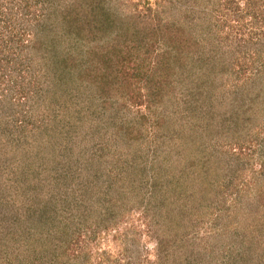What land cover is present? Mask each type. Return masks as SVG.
Returning <instances> with one entry per match:
<instances>
[{
  "label": "rangeland",
  "instance_id": "1",
  "mask_svg": "<svg viewBox=\"0 0 264 264\" xmlns=\"http://www.w3.org/2000/svg\"><path fill=\"white\" fill-rule=\"evenodd\" d=\"M60 1L65 7L67 0ZM189 2L183 24L205 21L204 34L195 36L198 53L249 52L244 63L250 65L252 52L264 48L257 41L264 24L252 19L263 13V0H210L199 14ZM105 6L121 24L147 21L130 51L139 55L142 70L153 71L169 44L154 25L174 23L179 8L166 0H105ZM224 7L227 23L220 20ZM253 8L262 12L253 14ZM17 74H10L13 83L0 84V264L13 258L17 234L19 245L30 247L69 235L74 245L86 246L85 264H264V101L249 102L259 92L264 97L258 81L227 74L208 91L202 80L172 87L162 80V96L151 103L146 83L127 76L118 78L125 83L110 95L89 84L79 97L67 88L58 99L54 93H61L63 79L30 86ZM21 87L32 93L14 101ZM73 103L90 116L77 122L64 108ZM51 108L58 110L54 120L60 125L78 123L76 135L56 136L58 122L27 125L46 120ZM112 120L140 124L139 138L117 140ZM204 167L208 179L200 187L195 177ZM64 169L70 171L65 175ZM18 222L21 231L13 227Z\"/></svg>",
  "mask_w": 264,
  "mask_h": 264
},
{
  "label": "trees",
  "instance_id": "2",
  "mask_svg": "<svg viewBox=\"0 0 264 264\" xmlns=\"http://www.w3.org/2000/svg\"><path fill=\"white\" fill-rule=\"evenodd\" d=\"M166 1L171 6L179 8L180 16L176 18V21L173 20L174 23L158 20L155 24L157 27L154 25L153 32L162 34V38L165 37L169 44L164 45L166 51L163 48L165 51L163 55L157 56L162 57V59L157 62L153 72L152 70H142L139 55L137 56L135 52L130 51V48L135 45L134 38L140 43V36L144 35L147 25L144 18H136V23H133L134 20L132 19L133 22L126 20L121 24L119 18L111 17V13L106 11L105 0H67L65 7L61 6L60 0H0V84L6 82L5 84L9 85L10 82L13 83L10 74L15 70L18 71V81L26 82L30 86L42 84L40 79L43 80V84L44 82L53 83L63 79L61 81L63 83L59 84L61 85L59 89H62L61 93H54L58 99H62L67 88L72 91L71 97H79V92L82 93L81 87L84 86L86 89L89 84L92 85L91 87H95L97 94L105 95L108 93L110 95L112 91L117 92L119 86L122 85L121 83L124 82L118 81L121 76L123 80L129 77L146 83L145 88L151 96H148L147 100L152 103L154 102L152 97L159 99L162 96L163 91L160 85L162 80L170 81L171 87L175 83L179 85L181 82L194 83L195 81L196 83V80H202L209 91L208 88L213 86L215 81L220 82L228 79L227 74L229 78L232 76L235 78V75L242 73L247 74V78H245L247 81H258L260 91L264 95V48L252 52L253 55L248 60L250 65L244 63L247 61L249 52L236 50L229 52L224 49L219 54L211 53L205 57L204 52L198 53V50H195L199 48V40L195 39V36L203 35L205 31L204 19L199 20L196 26L195 24L185 26L182 21L187 15L186 9L187 2L190 3L189 0ZM206 1L210 0H192L193 4L190 7L199 14L204 8L202 7L203 3ZM218 3H220L219 0ZM221 11L220 16L225 17V20L223 18L220 20L227 23V16L230 12L225 13L227 12L225 7ZM256 11H263V15L260 14L257 18H252L253 21H259L260 25L264 24V10L261 11L260 8L254 10L253 8V14ZM210 20L216 21L215 18H210ZM233 21L238 22L235 18ZM117 25L119 27H116ZM249 28L251 29V27ZM260 35L262 38L257 41L264 47V32ZM65 40L68 44L67 53L65 56L59 55L60 46ZM64 44L65 42L63 48ZM136 47H139L138 43ZM121 72L124 74L121 75ZM248 74L255 76L256 79ZM215 76L217 79L214 80ZM156 83L160 86H157ZM165 84L168 86V83L165 82ZM43 87L47 88V86ZM37 92L34 93L37 95ZM39 92L42 93L40 90ZM14 93L20 97L13 99L14 101H23L32 92L21 87ZM232 95L233 93H230L229 98ZM223 97H227V95H223ZM263 98L259 92V94L251 97L249 102L255 103L260 99L264 101ZM83 101V103L88 102L87 99ZM64 108L67 113H71L75 117L77 122L89 115L88 112H82L79 105L75 106L74 104V108L73 106ZM249 109L254 108L249 105ZM47 113L49 115H47L46 120H40L34 124L27 123V125L34 126V128H38V126L50 127V122H58L59 125L55 128L58 130L59 127L58 134L54 131H48L50 136H52L51 133H55L56 136L66 139L71 133L77 134L78 123L70 126H65L63 123L60 125V121L54 120L59 115L57 109H48ZM112 121L115 128L111 135L117 140L123 141L124 138L131 143L139 138L136 134L140 124L130 122L118 125L116 121ZM40 134L42 132L38 131V135ZM29 135L30 132L27 134L28 139H30ZM71 140H75V136L72 135ZM42 143L52 144L47 140H42ZM172 145L174 146L173 143ZM58 146L60 147V145ZM116 150L112 156L117 153ZM40 154L42 156V152ZM121 154L124 153L117 154L118 160ZM86 168L84 167L85 170ZM208 168L200 169L199 174L195 177L196 183L200 187L208 179L205 175ZM68 171L70 170L64 169L60 172L67 173ZM155 181L157 182V180H154V186H156ZM60 222L59 220L58 225ZM13 227H16L18 231H21L22 228L19 222ZM1 233L3 232L1 231ZM16 239L18 240L12 241V243L18 242V244H13V258H8L7 264H85L87 261L86 246L74 245L73 239L69 240V235L63 240H57V242L51 239L36 241L33 243V247L19 245L21 234H17ZM23 254L27 255L23 256ZM6 256L9 257L7 254Z\"/></svg>",
  "mask_w": 264,
  "mask_h": 264
}]
</instances>
